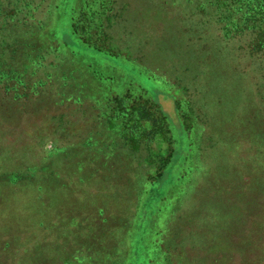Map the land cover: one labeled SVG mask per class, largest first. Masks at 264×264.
Instances as JSON below:
<instances>
[{
	"label": "rangeland",
	"instance_id": "1",
	"mask_svg": "<svg viewBox=\"0 0 264 264\" xmlns=\"http://www.w3.org/2000/svg\"><path fill=\"white\" fill-rule=\"evenodd\" d=\"M55 2L39 34L59 51L40 50L21 85L11 80L15 90L0 89V264H264V197L257 209L228 183L218 207L234 229L213 228V197L202 185L206 168L216 172L220 161L222 174L243 178V164L262 159L256 175L264 178V135L253 148L221 111L235 116L253 105L264 118L258 63L195 6L153 15L148 0H116L109 34L118 54L111 56L73 34L82 0ZM179 27L189 31L182 40ZM130 88L158 101L168 117L174 154L162 179L148 180L156 168L147 158L158 143L134 153L119 128H108L104 102ZM176 98L190 114L192 145Z\"/></svg>",
	"mask_w": 264,
	"mask_h": 264
},
{
	"label": "trees",
	"instance_id": "2",
	"mask_svg": "<svg viewBox=\"0 0 264 264\" xmlns=\"http://www.w3.org/2000/svg\"><path fill=\"white\" fill-rule=\"evenodd\" d=\"M148 2L153 15L163 14L170 7L177 5H181V11L192 10L195 6L200 16L210 15L223 40L228 41L233 49L242 52L249 60H255L258 63L263 78L260 88L264 90V0H148ZM55 3V0H0L1 90L5 92L15 90L16 86L10 87L9 81L16 80L17 84L21 85L22 75L27 72H34L31 64L35 63L34 58L36 54L38 56L40 50H49L51 46L58 50L56 43L52 45L43 43L39 34L42 26L48 23L52 8L56 7ZM115 3L116 0H82L80 8L72 15L71 21L73 34L84 45L111 56H117L118 54L111 43L109 34L110 23L115 17ZM193 16L196 17V14ZM188 32V30L179 27L175 34L179 37L180 34L186 37L189 35ZM180 39L182 40L181 37ZM35 59L39 58L36 57ZM37 65L40 66L41 64L37 63ZM135 65L141 68L139 65ZM203 71H205L204 75L211 76L208 68L204 67ZM221 75L219 73L218 77H212L219 78ZM171 98L173 97L171 96ZM262 104H264V101ZM104 105L106 121L109 123L108 128L112 131L119 128L120 139L131 152H138L142 146L149 151L148 148L154 143L160 145L157 152L154 155L150 153L147 158L148 162L154 163L156 168L154 176H148V180L164 178L167 175V167L174 154V140L171 135L168 117L161 104L150 99L143 91L130 88L122 95L107 99ZM174 105L178 118L192 145L194 127L189 122L190 114L183 111L182 104L177 98L174 100ZM252 106L244 111L239 109V117H237L238 113L237 116H228L225 108H222L221 111L225 112L226 121L235 122L237 127H240V131L251 138L253 148L259 149L262 147L261 143L263 142L259 140L264 135V118L259 120L256 108ZM231 136L230 148L233 149L238 144V140L235 132L232 131ZM261 158H263L262 154ZM256 162L253 158V160L242 163L245 172L243 178H240L241 175L239 177L237 175L239 173L233 170L231 173L222 174L226 172L223 168V161L218 162L219 166L216 167V172L215 168H206L205 173H208V176L202 180V185L205 184L207 187L204 192H209L208 194L213 197L211 201L207 202L210 204L209 210L214 213L212 220L209 221L211 227L222 226L234 229L232 225L227 224L225 221L226 207L224 209L221 206L218 207L220 197L223 196V189L227 191L226 188L229 187L228 183L232 185L231 192L236 193L239 200H242V197L247 196L248 193L251 196H247L248 201L252 204L253 200L256 207L259 205L261 201L258 199L261 196L264 197V178L256 174L259 173L258 166L260 167V164L263 163L262 159L261 163ZM236 166L239 167V165ZM210 173L214 177L213 182L209 181ZM88 174L90 177L97 175L92 172ZM225 179L231 181L227 182ZM198 186H201V183L195 187ZM127 187L131 188L128 185ZM245 187H247V190L243 191ZM261 190H263L262 193ZM130 203V201L127 202L126 208ZM104 211H106L105 208ZM100 212H102L101 209Z\"/></svg>",
	"mask_w": 264,
	"mask_h": 264
}]
</instances>
